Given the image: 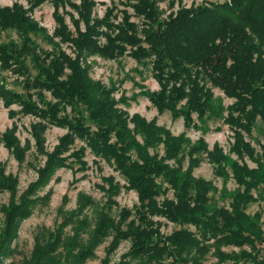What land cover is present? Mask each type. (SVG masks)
Wrapping results in <instances>:
<instances>
[{"label": "trees", "instance_id": "obj_1", "mask_svg": "<svg viewBox=\"0 0 264 264\" xmlns=\"http://www.w3.org/2000/svg\"><path fill=\"white\" fill-rule=\"evenodd\" d=\"M46 1L28 0L29 8L17 1L12 6L0 5V70L17 74L24 89L16 91L2 80L0 96L6 106L20 103L25 113L42 119L33 124V135L37 148L48 155L46 165L38 170V180L18 198L16 179L0 168V188L12 193L3 206L0 264L10 253L9 243L19 222L33 213L37 203L51 198L50 192L35 197L37 189L57 168L72 166L62 154L77 138L96 157L115 165L127 182L125 188L137 192L138 203L123 208L116 218L112 210L118 205L122 185L114 175L104 176L99 187L106 201L86 242L82 232L88 221L79 216L95 200L80 192L76 208L66 213L46 241L36 242L27 264H85L109 236L112 239L102 264H205L208 254L217 259L215 264H264V213L247 211L250 203L264 200V153L260 157L246 139L258 119L264 122V0H202L191 6L180 1L166 15L159 0H125L121 1L125 8L120 20L117 7H107L104 16H95L96 0H49L57 23L52 34L31 15ZM134 16L142 20V27ZM8 32L16 33L17 38L3 39ZM39 38L50 47H44ZM63 44L71 45L75 56ZM126 55L139 63L151 62L159 89L142 94L159 112L182 117L186 128L199 127L194 114L201 124L211 116L223 118L234 132L231 151L238 159L219 143L210 148L203 136L193 141L186 132L174 134L156 119L130 115L121 108L124 98L116 99L114 86L92 77L88 58L116 60ZM214 88L233 102L226 106L222 98L215 97ZM47 92L54 101L47 98ZM64 107H70L72 116L61 115ZM15 114L10 111L11 116ZM47 123L68 129L50 153L44 149ZM15 130L16 125L0 134V142L23 161L27 148L20 146ZM202 154L224 179L220 197L230 199L229 207L219 206L213 199L218 187L212 180L195 176ZM69 155L82 169L87 168L85 147ZM245 156L258 166L251 167ZM231 178L238 185L234 190L226 187ZM170 189L173 198L167 196ZM157 217L180 227L165 234ZM71 224L73 233L68 234ZM124 241L131 243L130 248L112 262L113 253ZM229 246L239 250H224Z\"/></svg>", "mask_w": 264, "mask_h": 264}, {"label": "rangeland", "instance_id": "obj_2", "mask_svg": "<svg viewBox=\"0 0 264 264\" xmlns=\"http://www.w3.org/2000/svg\"><path fill=\"white\" fill-rule=\"evenodd\" d=\"M19 2L26 8H29L28 0H0L1 6H12L13 3ZM97 6L95 7V16H104L107 7H117L115 13L119 14L118 20L122 18L121 9L125 8L121 1L125 0H96ZM161 8L165 11V15L172 10H176L179 7L180 1L187 6H191L195 1L197 4L202 0H159ZM172 1H175V5L172 7ZM211 1H225V0H211ZM131 13L133 9L128 7ZM54 5L51 1H46L37 7L31 15L43 25L49 33H53L57 23L54 17ZM70 12L75 13L71 8H67ZM62 12H64L62 10ZM65 14V13H64ZM77 15V13H75ZM66 19L71 29L74 30V25L69 14H66ZM134 20L140 23L142 27V20L134 16ZM9 37L17 38V34L14 32H8L3 34V39ZM44 47H50L48 43L41 38L38 39ZM104 41V40H103ZM63 48L75 56L73 47L69 44H63ZM88 62L91 63V75L95 79H100L107 86H114L116 91L114 95L116 99L124 98V101L119 104L123 109H126L130 115L139 113L147 120L156 119L159 125L165 126L170 129L174 134H180L186 132L193 141L204 137L209 143V147L213 148L215 143H219L226 153L232 158L238 159L237 154L232 153L231 148L235 142L234 132L230 125L225 122L223 118L211 116L207 118L206 124H201L197 114H194V121L199 126H192L186 128L184 119L182 117L174 118L170 111L159 112V110L152 104L142 92L146 90H157L159 84L153 77L151 62L139 63L134 58L126 55L116 60L105 59L101 56H92L88 58ZM19 76L11 70H0V82L5 80L9 88L16 91L23 92L24 89L19 83ZM143 86V87H142ZM215 97L222 98L224 104L228 106L233 102V99L225 96L222 90L214 88ZM47 98L52 100V96L49 92L46 93ZM34 100H38L37 96H34ZM54 101V99H53ZM39 106L45 107L38 101ZM16 112L11 116L10 111ZM61 115L72 116L70 107L63 108ZM42 119L36 117L34 114L25 113L23 106L20 103H13L11 106H6L2 97L0 96V134L4 135L6 131L14 125L16 130L14 135L20 142V146L27 148L23 161H20L12 150H10L4 141L0 142V168H5L6 175H13L16 179V192L17 198L28 189V187L38 180V170L46 165L47 153L41 152L36 145V139L33 135V124L39 122ZM45 124V121H44ZM201 127V128H200ZM68 132L67 128L62 126L48 124L44 130V149L50 153L55 150L59 144L60 139ZM142 141V138L139 136ZM246 139L250 140L251 144L258 152L263 156L264 149V122L258 119V125L253 130L250 136L246 135ZM86 148V155L83 159L88 162L87 168L82 169L80 162L75 157H70V153L75 150ZM161 153H163L162 146L159 147ZM153 151V150H152ZM64 157H68V162L72 166H66L57 168L56 171L50 176L47 183L39 187L36 192V196H43L47 193H51V198L45 202H39L36 204L33 213L26 219L21 220L18 224L16 235L9 243V252L3 256L2 264H27L35 244L38 240L46 241L50 233L55 230L57 225L62 222L64 216L69 211L73 210L77 206V199L80 192L92 195L95 203L88 206L84 213L79 218H86L88 221L87 226L82 232V241L86 242L90 233L95 227L99 213L106 201L105 192L101 190L99 185L104 184L103 177L114 175L116 180L122 185L120 194L116 197L118 205L114 206L112 214L119 218V213L123 208H133L138 203V194L135 190H128L125 188L127 182L125 178L115 169V165L112 162L106 161L101 157H96L91 149L87 146L83 139L77 138L71 145L68 152L62 154ZM264 162V159H261ZM245 161L253 168L258 164L248 156H245ZM195 176L210 179L218 187V191L213 195V199L217 200L219 206L229 207L230 199H223L220 197L221 190L224 186V179L219 177L215 173V166L209 161L206 154L201 155V161L199 166L195 169ZM226 187L229 190H234L238 187L237 183L231 178ZM264 188V185H262ZM261 190V189H260ZM254 191L255 195L260 192ZM11 191L0 188V240L1 232L5 222V213L3 206L7 205L11 199ZM67 195V199L64 200V196ZM167 196L174 197L173 190H169ZM164 196L160 198L163 200ZM247 211L251 214L261 211L264 213V200L258 199L255 202L249 204ZM162 221V231L165 234H171L174 230L180 227L179 224L168 221L164 217H157ZM73 225L67 227V233H73ZM193 231H196L193 225H190ZM112 236H109L105 241L96 249L95 255L90 258L85 264H102V260L106 255L105 248L109 245ZM131 243L129 241L122 242L121 246L113 253L112 262H116L120 259L121 255L130 248ZM239 250L238 248L229 246L224 247V250ZM217 259L208 254L205 264H215ZM224 264H233L231 261H227Z\"/></svg>", "mask_w": 264, "mask_h": 264}]
</instances>
